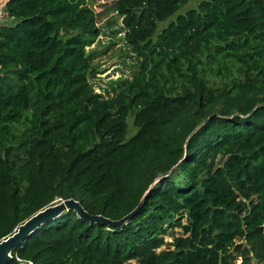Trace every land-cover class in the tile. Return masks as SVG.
<instances>
[{
  "label": "trees",
  "instance_id": "16d2710c",
  "mask_svg": "<svg viewBox=\"0 0 264 264\" xmlns=\"http://www.w3.org/2000/svg\"><path fill=\"white\" fill-rule=\"evenodd\" d=\"M187 1L115 0L138 64L105 94L86 0L3 1L0 240L59 200L134 211H64L8 264H264V0H199L157 31Z\"/></svg>",
  "mask_w": 264,
  "mask_h": 264
},
{
  "label": "rangeland",
  "instance_id": "374dc122",
  "mask_svg": "<svg viewBox=\"0 0 264 264\" xmlns=\"http://www.w3.org/2000/svg\"><path fill=\"white\" fill-rule=\"evenodd\" d=\"M87 5L96 15L99 35L89 42L86 47L93 55L92 64L97 69L90 83L95 92L105 94L114 86V81L121 78L131 77L137 68L138 60L130 51L123 40L121 17L114 11L115 0H86ZM199 0H188L179 7L172 15L157 23V31H160L178 14L185 13L189 8L196 7ZM130 133L133 132L132 119H127ZM175 228L173 234H178ZM173 234H167L166 240L171 241ZM253 264H258L253 260Z\"/></svg>",
  "mask_w": 264,
  "mask_h": 264
},
{
  "label": "water",
  "instance_id": "95a60500",
  "mask_svg": "<svg viewBox=\"0 0 264 264\" xmlns=\"http://www.w3.org/2000/svg\"><path fill=\"white\" fill-rule=\"evenodd\" d=\"M73 209L80 217L95 222L107 223L111 226H119L129 220L134 211L118 220H111L101 215H91L72 198L59 200L30 216L20 223L15 231L0 240V264H8L10 253L20 246L39 226L58 217L62 212ZM18 264H25L23 262Z\"/></svg>",
  "mask_w": 264,
  "mask_h": 264
},
{
  "label": "built area",
  "instance_id": "2783aa9c",
  "mask_svg": "<svg viewBox=\"0 0 264 264\" xmlns=\"http://www.w3.org/2000/svg\"><path fill=\"white\" fill-rule=\"evenodd\" d=\"M3 1L4 0H0V22H4L8 18V12L3 5ZM234 264H241V259L240 258L236 259Z\"/></svg>",
  "mask_w": 264,
  "mask_h": 264
}]
</instances>
